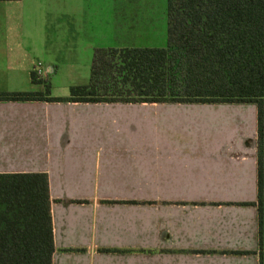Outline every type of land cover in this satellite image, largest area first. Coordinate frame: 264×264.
I'll return each mask as SVG.
<instances>
[{
  "label": "crops",
  "instance_id": "obj_1",
  "mask_svg": "<svg viewBox=\"0 0 264 264\" xmlns=\"http://www.w3.org/2000/svg\"><path fill=\"white\" fill-rule=\"evenodd\" d=\"M166 30V0H0V91L45 97L0 100V173L47 175L52 264L261 262L257 121L226 138L211 114L248 102L47 99Z\"/></svg>",
  "mask_w": 264,
  "mask_h": 264
},
{
  "label": "trees",
  "instance_id": "obj_2",
  "mask_svg": "<svg viewBox=\"0 0 264 264\" xmlns=\"http://www.w3.org/2000/svg\"><path fill=\"white\" fill-rule=\"evenodd\" d=\"M166 9V47L95 48L88 83L47 99L255 103L256 204L264 232V0H166ZM175 55L181 78L171 70ZM31 79L37 82L33 72ZM44 98L0 91V100ZM49 202L45 173H0V264H52Z\"/></svg>",
  "mask_w": 264,
  "mask_h": 264
},
{
  "label": "rangeland",
  "instance_id": "obj_3",
  "mask_svg": "<svg viewBox=\"0 0 264 264\" xmlns=\"http://www.w3.org/2000/svg\"><path fill=\"white\" fill-rule=\"evenodd\" d=\"M173 59L174 61L171 70L175 73L176 77L181 78L184 66L179 62L178 55H175ZM51 83L53 90H58L59 92H61V90L59 89V87L61 86L57 80L53 79ZM211 114H215V117L218 120V125L222 126V132H220L219 134L222 137L226 138L233 137V135L240 129H242L240 130V132H243V134H245V132H251L257 121L256 104L249 102L237 103L236 105L231 104L226 107H219V110L213 111L211 112ZM232 125H236L237 129H232Z\"/></svg>",
  "mask_w": 264,
  "mask_h": 264
},
{
  "label": "built area",
  "instance_id": "obj_4",
  "mask_svg": "<svg viewBox=\"0 0 264 264\" xmlns=\"http://www.w3.org/2000/svg\"><path fill=\"white\" fill-rule=\"evenodd\" d=\"M34 77L40 80L45 75V69L43 68L41 62H37L32 70Z\"/></svg>",
  "mask_w": 264,
  "mask_h": 264
}]
</instances>
